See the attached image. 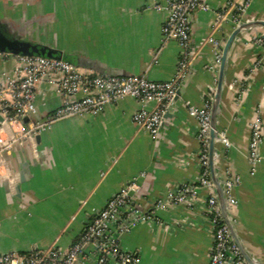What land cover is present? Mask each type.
Segmentation results:
<instances>
[{
	"label": "crops",
	"instance_id": "obj_1",
	"mask_svg": "<svg viewBox=\"0 0 264 264\" xmlns=\"http://www.w3.org/2000/svg\"><path fill=\"white\" fill-rule=\"evenodd\" d=\"M200 1L209 10H197L191 17L189 49L195 60L155 138L133 121L141 105L124 97L96 116L56 122L39 134V144L34 140L13 146L6 155L11 180H0V255L66 249L106 202L132 182V203L143 213L169 190L196 182L198 125L187 109L202 107L215 86L217 71L210 65L217 49L211 40L222 48L234 29L229 18L216 22L226 0ZM163 8L164 0H0V29L62 53L79 72L167 82L175 75L180 50L173 40L162 42ZM243 20L264 21V0H251ZM259 36L264 37V28L252 27L229 47L217 129L231 146L224 149L218 141L215 149L219 175L238 178L231 189L236 203L229 209L236 236L248 255L264 264V48L252 43ZM15 65V56L0 55L1 118L3 108L10 109L7 85L15 78ZM58 80L59 75H53L50 82L37 84L34 105L39 120L61 104ZM254 121L260 123L262 138L260 159L252 163L248 149ZM12 135L10 129L1 132L0 145ZM23 162L29 165L27 181L19 195L7 192L3 183L12 188L18 182ZM207 197L208 191L198 188L190 206L156 210L155 220L138 223L127 233L116 232L118 246L133 253L136 264H207L213 235L204 211Z\"/></svg>",
	"mask_w": 264,
	"mask_h": 264
},
{
	"label": "built area",
	"instance_id": "obj_2",
	"mask_svg": "<svg viewBox=\"0 0 264 264\" xmlns=\"http://www.w3.org/2000/svg\"><path fill=\"white\" fill-rule=\"evenodd\" d=\"M251 0H226V9L216 13V22L229 18L232 27L243 20ZM156 9H161L159 4ZM165 20L162 25V42L173 40L179 47L175 75L167 82H154L146 77L94 75L79 72L70 62L60 59H46L38 56L16 57L14 67L15 78L7 85L11 96L10 109L2 110L0 122V134L10 129L13 135L6 143L0 145V180H11V174L7 166L6 155L11 152L17 143H33L35 136L42 131L51 128L56 122L81 115L96 116L102 112L105 105L114 103L124 97H132L141 108L133 115L134 123L143 131H147L151 137H156L163 127V121L169 107L172 105L177 90L188 76L189 66L193 56L190 54L191 17L197 10L207 12L208 6L200 0H164ZM215 49L211 68L218 72L217 68L221 58L220 44L211 40ZM254 45L264 48V37L253 39ZM1 56L5 54H0ZM10 56V55H7ZM258 66L253 64L249 73ZM59 75L56 84L57 95L61 100L59 108L44 120H36V108L34 98L39 82H50V77ZM217 77V74H216ZM214 86L210 87L202 107L189 106L188 115L193 117L198 125V141L200 150L198 164L200 172L196 182L184 183L173 190H169L164 199L152 204L148 213L140 212L132 203L128 192L136 190L135 182L113 195L104 206L85 226L82 233L66 249L51 247L47 250L30 251L27 254L6 253L0 255V264H136L137 257L133 253H124L118 246L116 232L127 233L138 223L155 220V211L169 209L182 204L190 206L197 196V189L208 191L204 211L212 227V248L207 264H247L240 250L233 243L228 226L221 217L218 201L213 190V184L209 177L208 146L210 132V109L213 98ZM83 96L74 99L78 94ZM147 104H153L152 109H147ZM24 117L28 118L26 124ZM19 126L16 131L14 126ZM260 123L254 121L250 127V143L248 157L252 163L260 159L258 151L262 134ZM219 142L224 149L230 148V141L223 132L217 130ZM238 178H225V196L229 207L236 203L231 197V189Z\"/></svg>",
	"mask_w": 264,
	"mask_h": 264
},
{
	"label": "water",
	"instance_id": "obj_3",
	"mask_svg": "<svg viewBox=\"0 0 264 264\" xmlns=\"http://www.w3.org/2000/svg\"><path fill=\"white\" fill-rule=\"evenodd\" d=\"M252 27H262L264 28V21L261 20H252V21H244L242 20L236 28L233 29L230 36L226 39L223 47L221 48V58L218 65V72L216 77V83L214 86V94L211 102V109H210V140H209V146H208V163H209V177L211 179V182L213 184V190L216 196V200L218 201V205L221 212V217L223 222L226 223L228 226L230 236L232 238V241L234 244H236L240 250V253L247 264H259V262L252 259L248 253L245 251L244 246L242 243L239 242L236 233L234 231L233 223L230 220L229 217V202L226 199L225 196V179H223L222 176L218 173V166L216 165V161L219 159L217 155V151L215 149V143L219 141V137L217 136V116L219 111V104L221 99V87L224 79L225 74V65H226V59L230 50V45L232 41L238 37L242 32L249 31L252 29ZM193 44L190 42V48H192ZM0 54L10 55V56H18V57H29V56H38L46 59H60L67 62H70L75 66V64L70 61L66 56H63L62 53L57 52V55L55 54L54 50L50 49L47 46L41 45V44H33L30 42H27L25 40H22L19 37L12 38L8 34L4 33L0 29ZM195 58H192L189 68L192 67L193 62ZM181 88V87H180ZM177 90V96L175 97L172 105L169 107L167 114L164 118L162 126L165 125V121L167 119L168 112L172 110L173 104L177 101L179 96L181 95L180 90ZM37 114L34 116V118L37 120ZM23 123L26 124L28 122V118L24 117ZM39 120V119H38ZM2 121V118L0 116V122ZM40 136L36 135L34 140L36 144H39ZM29 177V165L27 162H23L21 164V170L18 176V182L11 188L8 182L3 183V186L6 188L7 192L14 191L15 195L20 194V186L22 183H25ZM129 197H133L134 191L131 190L128 192ZM135 207L142 211L141 208H139L135 203H133Z\"/></svg>",
	"mask_w": 264,
	"mask_h": 264
},
{
	"label": "trees",
	"instance_id": "obj_4",
	"mask_svg": "<svg viewBox=\"0 0 264 264\" xmlns=\"http://www.w3.org/2000/svg\"><path fill=\"white\" fill-rule=\"evenodd\" d=\"M5 33V32H4ZM3 56H7V55H3Z\"/></svg>",
	"mask_w": 264,
	"mask_h": 264
},
{
	"label": "rangeland",
	"instance_id": "obj_5",
	"mask_svg": "<svg viewBox=\"0 0 264 264\" xmlns=\"http://www.w3.org/2000/svg\"><path fill=\"white\" fill-rule=\"evenodd\" d=\"M5 33H8V32H5Z\"/></svg>",
	"mask_w": 264,
	"mask_h": 264
}]
</instances>
